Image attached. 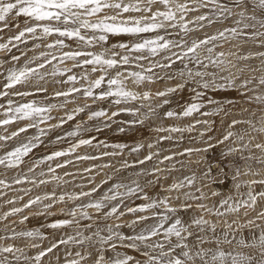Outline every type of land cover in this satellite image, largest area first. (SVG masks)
Instances as JSON below:
<instances>
[{"label":"snow or ice","instance_id":"obj_1","mask_svg":"<svg viewBox=\"0 0 264 264\" xmlns=\"http://www.w3.org/2000/svg\"><path fill=\"white\" fill-rule=\"evenodd\" d=\"M249 44L264 0H0V264H264Z\"/></svg>","mask_w":264,"mask_h":264},{"label":"bare ground","instance_id":"obj_2","mask_svg":"<svg viewBox=\"0 0 264 264\" xmlns=\"http://www.w3.org/2000/svg\"><path fill=\"white\" fill-rule=\"evenodd\" d=\"M219 27H221L220 25H216V26H214V28H211V29H208V31L209 32H212V31H214L215 30V28H219ZM9 35H11V34H9ZM8 35V36H9ZM13 35V34H12ZM5 36H7V35H5ZM7 38V37H6ZM226 47H227V45H226ZM252 49L253 51H256V50H264V49H255L252 45H244V46H242V48H241V54H243L244 52H246L248 49ZM233 51H236V49L234 48L233 49ZM234 59V58H233ZM260 63V60L259 59H252V60H249V61H240L239 62V66L240 67H244L246 64H250V65H253V66H255V65H258ZM261 73H259V72H257V73H255V75H257V76H259ZM243 75L244 76H249V75H252V73H250V72H248L247 70L243 73ZM157 86H159V85H157ZM231 95L232 96H235L236 95V93H231ZM71 106V105H70ZM70 106H68L69 108H71ZM74 106V105H73ZM72 106V107H73ZM252 107L253 108H256V107H258V106H256V105H252ZM261 113L258 111L257 112V115H260ZM168 122V121H167ZM169 123H171V121L169 122ZM12 129V128H11ZM10 129V130H11ZM13 130H15V128L13 129ZM109 134H111V133H107L106 135L108 136ZM110 136H112V135H110ZM112 138V137H111ZM10 146H14V143L13 144H11ZM0 154H2V153H0ZM26 167V166H25ZM26 169V168H25ZM1 172V171H0ZM9 172V171H8ZM14 172V171H13ZM12 171L9 173V175L11 174V173H13ZM1 173H3V172H1ZM0 173V174H1ZM15 173V172H14ZM7 174V173H6ZM16 174V173H15ZM4 175H5V172H4ZM10 178H12V177H10ZM101 177H97V180H99ZM2 179V178H1ZM3 179H7V177H5V178H3ZM247 179V178H246ZM10 180V179H9ZM170 182V181H169ZM15 187H21L20 185H17V186H15ZM39 190H34L33 192H32V194L34 193V195H35V193L37 194V192H38ZM11 192V191H10ZM13 193V192H12ZM7 194H9V192L7 193ZM13 195H15V194H13ZM13 195H11L10 194V196H13ZM6 197V196H5ZM8 197V196H7ZM9 198V197H8ZM8 198H6V199H8ZM1 199V198H0ZM5 199V198H4ZM5 199V200H6ZM3 200V199H2ZM3 204V203H2ZM2 204H0V205H2ZM261 204H264V202H261ZM4 205V204H3ZM11 206V205H10ZM7 209H8V207H7ZM55 210V209H54ZM257 210H259V209H257ZM2 211V210H1ZM0 211V212H1ZM3 211H5V209L3 210ZM25 213H27V212H25ZM28 214V213H27ZM248 215H249V217H252V216H254L255 215V212H253V211H251V210H249V213H248ZM240 217H241V219L243 220L244 219V212L243 211H241V214H240ZM129 219L131 218V217H128ZM14 219V218H13ZM10 220H11V218H10ZM17 220V219H16ZM35 221V220H34ZM5 222H7V221H5ZM36 222V221H35ZM258 223H259V221H257ZM37 223V222H36ZM33 225L32 223L31 224H29L28 226L29 227H31V226ZM20 226V225H19ZM22 227V226H21ZM19 229H21V228H19ZM4 243V242H3ZM244 251H248V250H244Z\"/></svg>","mask_w":264,"mask_h":264},{"label":"rangeland","instance_id":"obj_3","mask_svg":"<svg viewBox=\"0 0 264 264\" xmlns=\"http://www.w3.org/2000/svg\"><path fill=\"white\" fill-rule=\"evenodd\" d=\"M9 34L12 35V34H14V32H13V33L5 32V33H4V37L6 38ZM5 35H7V36H5ZM9 36H10V35H9ZM0 55H3V54L0 53ZM69 106H70V105H69ZM72 106H73V105H71L70 107H72ZM169 122H170V121H168L167 123H169ZM13 129H14V127H13L10 131H12ZM110 135L113 136V134L111 133V134L108 135L109 138L112 137V136H110ZM130 142H131V141H129V143H130ZM26 167H27V166H26ZM26 167H25V168H26ZM25 170H26V169H25ZM0 171L3 172V173L0 172V173H1V174H0V179H1V178L3 179V178H5V177H7V179H11L10 177H13L14 175H16V174H15V173H16V170H13L15 173L12 171L13 173H11L10 175H9V173H10L11 171H9V172H5L3 169H0ZM4 172H5V175H4ZM6 173H7V174H6ZM8 192H9V194H7L6 197H3V198L0 199V204H2V203L4 204V200H5L6 198H8V197L11 198L12 196H10V194H11V195L15 194V193H12V191L10 192V190H7V193H8ZM35 194H36V193H35ZM32 195H34V193H33ZM7 196H8V197H7ZM4 198H5V199H4ZM9 198H8V199H9ZM2 199H3V200H2ZM25 199H27V197H25ZM3 204H2V205H3ZM7 207L9 208V207H11V206H10V205H4L3 208H0V211H1V210L3 211L4 209L7 210ZM55 210H56V209H55ZM55 210H54V211H55ZM2 211H1V212H2ZM26 212H27V211H26ZM24 215H27V213H24ZM13 218H14V219H13ZM16 219H18V217H11V220H16ZM7 222H8V221H7ZM7 222H5V223H7ZM36 222H37V221H36ZM36 222L33 220V221H31L29 224L32 223L33 225H35ZM33 225H32V226H33ZM21 226H22V227H21ZM30 226H31V225H30ZM0 227H2V225H0ZM23 227H24L23 225H20V226L17 225V229H18V230H19V228H23ZM69 231H71V230H69ZM9 242H10V241H9ZM0 243H3V241H0ZM16 243H18V244H22L23 242H22V241H17ZM30 254H31V253H30Z\"/></svg>","mask_w":264,"mask_h":264}]
</instances>
